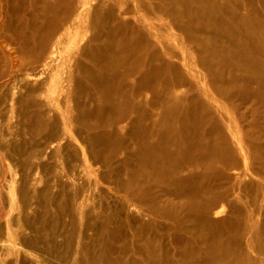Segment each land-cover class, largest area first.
Segmentation results:
<instances>
[{
	"label": "rangeland",
	"instance_id": "374dc122",
	"mask_svg": "<svg viewBox=\"0 0 264 264\" xmlns=\"http://www.w3.org/2000/svg\"><path fill=\"white\" fill-rule=\"evenodd\" d=\"M261 77L264 0H0V264H264Z\"/></svg>",
	"mask_w": 264,
	"mask_h": 264
},
{
	"label": "bare ground",
	"instance_id": "6f19581e",
	"mask_svg": "<svg viewBox=\"0 0 264 264\" xmlns=\"http://www.w3.org/2000/svg\"><path fill=\"white\" fill-rule=\"evenodd\" d=\"M71 28L72 27H68V29H66V30H71ZM110 40H114V39H112V36L110 37ZM120 44H119V42L117 43V44H115V43H113L112 41H110V46L109 47H106L107 49L105 50V53L107 54V55H109V53H112L113 52V50H114V48L115 47H117V46H119ZM117 58V57H116ZM121 59V58H120ZM120 59L119 60H117L118 62L120 61ZM122 62V61H121ZM168 68H169V70H173V69H175L174 68V66H172V65H169L168 64V66H167ZM142 72V69L141 70H139V73L140 74H142L141 73ZM142 75H144V74H142ZM258 79V78H257ZM256 79V80H257ZM260 79V78H259ZM251 80H253L252 78H251ZM261 83H263L264 84V77L262 78L261 77V79L259 80ZM253 82V81H252ZM156 92H157V90H156ZM262 94H263V97H264V87H263V89H262ZM192 205H191V210L192 211H194L195 209H196V205H197V203L196 202H194V201H192ZM195 204V205H194ZM212 249H215V247H213V248H210L209 250H207L206 251V253L204 254V256H203V258L199 261L200 263L199 264H211L212 262H210V260H209V254L211 253V251H212ZM151 256H152V263H155L156 262V257H154V254H151ZM185 256V255H184ZM227 259H229V258H223V260H226V261H229V264H236L235 263V261H234V259H233V256H232V260H227ZM218 260H220L219 258H218ZM220 261H222V259L220 260ZM159 262V261H158ZM170 263V262H169ZM218 263H220V262H218ZM157 264V263H156ZM171 264H174V263H171Z\"/></svg>",
	"mask_w": 264,
	"mask_h": 264
}]
</instances>
